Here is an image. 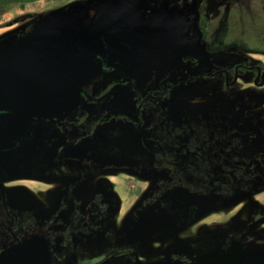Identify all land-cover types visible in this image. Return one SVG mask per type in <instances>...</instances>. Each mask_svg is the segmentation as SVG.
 <instances>
[{"label": "rangeland", "instance_id": "374dc122", "mask_svg": "<svg viewBox=\"0 0 264 264\" xmlns=\"http://www.w3.org/2000/svg\"><path fill=\"white\" fill-rule=\"evenodd\" d=\"M246 1L249 10L241 0H212V9L221 15V7L230 6L229 40L244 49L184 61L178 59L184 40L172 25L158 40L145 29L147 23L139 22L135 30H106L93 23L95 8H81L76 0H39L0 17V66L23 50L50 16L78 14L88 46L82 48L83 62L92 61L98 50L105 63L129 71L141 66L143 72L132 80L142 95L158 83L159 90L168 85V99L157 107L159 123L169 122L164 104L173 120L176 110L188 104L207 120L211 114L243 118L230 128L237 130L233 154L239 166L227 183L220 174L200 176L196 183L194 176L186 182L169 177L166 161L151 157L160 146L142 150L138 134L119 121L98 130L100 139L92 147L99 161L89 169L108 170L87 180L86 175L83 180L58 178L73 166L50 163L56 151L44 140L15 152L12 163L0 166V264H103L117 255L131 256L135 264H264V131L249 123L251 118L264 120V73L250 69H264V2ZM219 22L217 17L210 20V28ZM85 76L83 71L80 79ZM108 80L96 70L81 84L95 96ZM71 99L78 105L79 94ZM134 99L127 94L105 105L82 102L78 108L94 115L132 114ZM23 116L31 119L27 112ZM30 125L36 123L30 120ZM156 134L167 147L173 142L160 128ZM85 153L73 148L67 154L79 163L90 159ZM39 177L55 180H30Z\"/></svg>", "mask_w": 264, "mask_h": 264}, {"label": "flooded vegetation", "instance_id": "af4514ba", "mask_svg": "<svg viewBox=\"0 0 264 264\" xmlns=\"http://www.w3.org/2000/svg\"><path fill=\"white\" fill-rule=\"evenodd\" d=\"M62 27L64 29L58 30L55 37V42L58 44H54V47L45 54L44 63L48 68L45 76V88L35 91L32 102L28 105H19L18 107L22 106L21 110L14 109L13 105L0 103V166H8L12 163L15 152L44 140L47 143L46 146L54 147L51 149L56 151L52 157L53 162L50 163L63 161L65 164L69 163L70 166H73L71 169H67L63 176H57L58 178L65 177L76 180L80 177L83 180V176L86 175L85 180H87L96 177L108 169L98 168L90 173V166L99 161V153L92 146L99 141L100 135L97 132L103 124L116 121L125 126H130L138 134L142 150H146L148 153L150 148L157 146L161 148L160 138L156 134L157 129L160 128V131L165 132L166 135L172 134L176 125L173 124L176 122L175 120L169 119V107L167 108L165 104L163 107L166 108L164 111L167 113L166 118L173 123H159L156 115L159 103L162 104L164 99H168L169 87L166 88V83L162 84L160 90L157 88L158 83L155 89L142 95L139 83L137 85L132 80L137 74L140 75L143 72L141 66L138 70L129 71L126 66H114L105 63L101 60L98 50L91 59L92 61L83 62L82 48L88 46H86L78 17L62 25ZM238 67H235V72H237ZM240 69L248 70L249 68L241 66ZM250 69H253L256 75L264 73V69H260L257 65ZM96 70L106 73L109 80L94 96L84 88L81 82L86 76L94 74ZM81 71L86 74L82 79H80ZM66 83L72 87L71 93L66 92ZM74 93L79 94L78 105L71 99ZM127 94H132L135 98L133 107L130 108L133 111L132 114L125 111H115L110 115L100 114V116L78 108L82 102L91 106L105 105L119 100ZM163 107L161 106V108ZM180 109L181 107L176 110L175 115ZM74 111L76 112L74 113ZM25 112L29 113L30 120L36 123L34 127L29 126L30 120H25L23 116ZM67 116L74 117L75 120H67ZM96 116L98 118H95ZM61 117H65V119L63 120ZM147 123L148 125L145 126ZM23 125L25 129H21ZM73 148H83V151H86L87 158L90 157L88 161H84L87 166L81 162L83 160L76 163L75 157L71 158L70 154H67ZM30 180L50 183L54 182L55 177H39ZM7 207L12 209L10 205H7L6 209ZM16 244L17 242L12 245L13 250H16L14 247ZM24 245L26 244L24 243ZM42 256L44 257L45 253ZM132 260L131 256L117 255L113 258L110 257L103 264H135Z\"/></svg>", "mask_w": 264, "mask_h": 264}, {"label": "trees", "instance_id": "16d2710c", "mask_svg": "<svg viewBox=\"0 0 264 264\" xmlns=\"http://www.w3.org/2000/svg\"><path fill=\"white\" fill-rule=\"evenodd\" d=\"M36 1L39 0H0V17ZM76 3L81 8L93 6L96 9L93 23L106 30H135L139 22L147 23L145 29L150 30L158 40L172 25L175 33L184 40L178 56L182 61L184 58L199 60L204 54L210 57L217 51L230 48L244 49L229 40L232 22L226 10L230 6L226 9L221 7L225 10L221 15L216 13L218 8L212 9V0H76ZM241 4L249 10L246 0H241ZM70 8L73 9L72 5ZM57 16L64 17L62 13ZM76 16L82 20L81 16ZM216 17L220 22L212 30L209 22ZM239 23L243 24V21ZM195 109L193 105L181 107L176 113V122H169L176 124L172 134H169L173 142L167 147L160 138L162 147L152 157L166 161L169 177L186 182L194 176L196 179L192 182L196 183L202 180L198 178L200 176L208 178L220 174L223 182L227 183L226 179L239 166L238 156L233 154L237 130L230 128L233 124L243 123V118L225 119L220 114L215 117L211 114L207 120L197 110L194 113ZM249 123L254 130L260 128L264 131V120L261 118H251ZM224 187L227 185L224 184Z\"/></svg>", "mask_w": 264, "mask_h": 264}, {"label": "water", "instance_id": "95a60500", "mask_svg": "<svg viewBox=\"0 0 264 264\" xmlns=\"http://www.w3.org/2000/svg\"><path fill=\"white\" fill-rule=\"evenodd\" d=\"M62 14L63 18L55 14L46 19L24 49L0 66V103L28 105L34 92L45 88L48 71L44 63L45 54L58 44L55 37L58 30L64 29L62 25L77 19L74 14Z\"/></svg>", "mask_w": 264, "mask_h": 264}, {"label": "crops", "instance_id": "0c3cea01", "mask_svg": "<svg viewBox=\"0 0 264 264\" xmlns=\"http://www.w3.org/2000/svg\"><path fill=\"white\" fill-rule=\"evenodd\" d=\"M152 157V156H151Z\"/></svg>", "mask_w": 264, "mask_h": 264}]
</instances>
